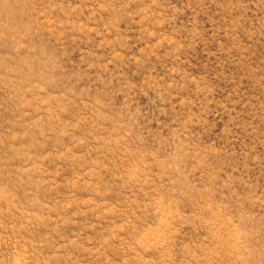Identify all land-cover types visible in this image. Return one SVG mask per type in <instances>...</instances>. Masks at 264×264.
I'll return each mask as SVG.
<instances>
[{
	"label": "rangeland",
	"instance_id": "obj_1",
	"mask_svg": "<svg viewBox=\"0 0 264 264\" xmlns=\"http://www.w3.org/2000/svg\"><path fill=\"white\" fill-rule=\"evenodd\" d=\"M0 264H264V0H0Z\"/></svg>",
	"mask_w": 264,
	"mask_h": 264
}]
</instances>
